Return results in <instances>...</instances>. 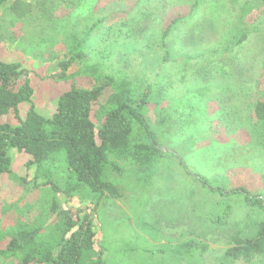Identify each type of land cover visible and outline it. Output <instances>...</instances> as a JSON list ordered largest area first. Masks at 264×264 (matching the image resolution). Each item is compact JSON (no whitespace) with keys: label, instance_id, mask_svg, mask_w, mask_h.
I'll return each mask as SVG.
<instances>
[{"label":"rangeland","instance_id":"rangeland-1","mask_svg":"<svg viewBox=\"0 0 264 264\" xmlns=\"http://www.w3.org/2000/svg\"><path fill=\"white\" fill-rule=\"evenodd\" d=\"M20 1L30 10L23 18H15L8 7L0 11V60L18 62L30 73L34 95L32 104L19 106L21 117L31 105L39 115L51 117L58 98L70 89V80L42 78L59 72L62 55H57L65 52L71 33L79 35L102 21L85 46L88 60L143 73L152 81L163 67L156 41L173 18L186 17L168 42L175 53L167 70L185 79L177 85L179 96L173 101L179 116L160 125L156 107L150 105L146 111L161 148L176 154L184 165L168 156L176 171L153 173L150 180L132 174L123 164L122 174L107 172L105 179L119 197L106 199L96 214L95 248L100 242L107 247L104 264H224L232 238L251 234L262 214L246 209L244 216L226 225L198 216L204 197L185 171H196L213 184L246 185L253 194L263 190L264 154L250 138L247 118L264 90L258 69L264 53V1L206 0L191 17L189 0ZM239 17H246L254 28L249 39L228 55L223 44ZM7 120L17 123L13 112ZM91 120L98 128V110ZM9 156L13 178L0 179L1 225H53L52 194L33 187L34 168H26L24 154L13 150ZM55 198L63 209L80 205L76 199L66 202L61 194ZM187 240L206 250L175 255L174 247ZM226 264H264V255Z\"/></svg>","mask_w":264,"mask_h":264},{"label":"trees","instance_id":"trees-1","mask_svg":"<svg viewBox=\"0 0 264 264\" xmlns=\"http://www.w3.org/2000/svg\"><path fill=\"white\" fill-rule=\"evenodd\" d=\"M189 1L187 17L206 2ZM10 2L0 0V11L8 7L15 18H23L30 12L20 0H12L9 5ZM185 18H173L156 41L163 67L152 76V81L143 73L130 74L88 60L85 46L102 21L79 35L71 33L65 52L57 55H62L58 57L59 72L42 78L72 81L49 118L39 115L32 105L24 117L20 116L19 106L32 104L30 73L18 62L0 60V179L8 182L13 178L9 153L15 150L24 154L26 168H34L33 187L52 194L50 207L55 220L53 225H46L48 228L23 224L4 227L0 223V264H104L107 247L100 242L99 248H95L94 220L106 199L119 197L116 187L105 179L106 173L122 174L125 170L120 164L149 180L153 173L176 171L177 165L167 158L178 156L161 148L153 124L146 119V111L150 105L156 107L160 125L179 116L173 101L179 96L177 85L185 79L183 74L167 70L175 53L168 42ZM253 28L254 23L239 17L232 35L223 44L224 52L232 55L249 39ZM258 69L264 80V53ZM259 94L260 100L254 104L247 123L253 144L264 154V90ZM94 109L101 119L98 128L91 120ZM11 112L16 124L8 123ZM177 160L183 164L181 159ZM185 173L199 184V195L204 197L197 207L198 216L226 225L244 216L246 209H257L262 214V221L251 234L232 238L234 245L225 252L223 263L248 262L255 256H263L264 184L262 191L253 194L248 186L237 182L213 184L196 171L186 169ZM57 194L64 196L66 202L76 199L80 205L76 209H63L56 201ZM205 250L203 244L187 240L175 246L173 253L191 256Z\"/></svg>","mask_w":264,"mask_h":264}]
</instances>
